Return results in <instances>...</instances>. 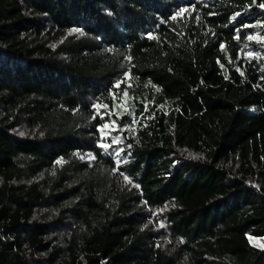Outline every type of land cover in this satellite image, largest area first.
I'll return each instance as SVG.
<instances>
[{
  "label": "trees",
  "instance_id": "16d2710c",
  "mask_svg": "<svg viewBox=\"0 0 264 264\" xmlns=\"http://www.w3.org/2000/svg\"><path fill=\"white\" fill-rule=\"evenodd\" d=\"M260 4L0 0V264H264Z\"/></svg>",
  "mask_w": 264,
  "mask_h": 264
},
{
  "label": "rangeland",
  "instance_id": "374dc122",
  "mask_svg": "<svg viewBox=\"0 0 264 264\" xmlns=\"http://www.w3.org/2000/svg\"><path fill=\"white\" fill-rule=\"evenodd\" d=\"M250 241L253 245H256L258 247H264V237L263 238H250Z\"/></svg>",
  "mask_w": 264,
  "mask_h": 264
},
{
  "label": "snow or ice",
  "instance_id": "6c2138e0",
  "mask_svg": "<svg viewBox=\"0 0 264 264\" xmlns=\"http://www.w3.org/2000/svg\"><path fill=\"white\" fill-rule=\"evenodd\" d=\"M259 6H260L261 8H264V4H260ZM184 11H186V9H181L180 12L177 13V15H182V13H183ZM172 19L175 20V19H176V16H173ZM249 39H252V37H249ZM117 86H119V85H117ZM97 107H100V106L97 105ZM103 127H107V125H104ZM100 147L105 148L106 146L103 145V144H101ZM126 179H127V178H126ZM129 183H131V181H129Z\"/></svg>",
  "mask_w": 264,
  "mask_h": 264
}]
</instances>
